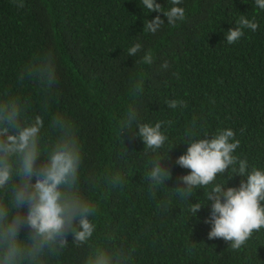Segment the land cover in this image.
<instances>
[{
    "label": "trees",
    "instance_id": "trees-1",
    "mask_svg": "<svg viewBox=\"0 0 264 264\" xmlns=\"http://www.w3.org/2000/svg\"><path fill=\"white\" fill-rule=\"evenodd\" d=\"M20 2L0 0V102L14 98L46 123L54 112L74 123L84 152L78 188L99 208L93 237L76 246L68 235L64 248L45 250L43 264H84L96 251L109 253L113 264H264V229L233 250L230 242L208 239V189H196L189 201L173 192L190 171L175 163L189 132L211 139L230 128L240 141L234 155L264 169V11L253 0H183L185 19L170 27L141 0ZM156 2L163 10L172 6ZM157 15L165 25L156 35L145 32ZM241 15L258 28L229 45L225 36ZM135 43L152 52L151 65L139 63L142 53L128 56ZM135 83L143 92L134 96ZM173 99L185 107L169 109ZM129 106L140 123L162 122L168 140L157 152L134 128H121ZM156 159L170 178L153 190L146 176ZM241 180L226 170L214 183L238 187ZM198 200L206 204L191 216L189 203ZM29 234L25 225L18 238Z\"/></svg>",
    "mask_w": 264,
    "mask_h": 264
},
{
    "label": "clouds",
    "instance_id": "clouds-1",
    "mask_svg": "<svg viewBox=\"0 0 264 264\" xmlns=\"http://www.w3.org/2000/svg\"><path fill=\"white\" fill-rule=\"evenodd\" d=\"M182 2L170 0L172 6L163 10L156 0H141L143 9L162 13L170 27L185 19V10L179 6ZM253 2L259 11H264V0ZM18 6L23 7L22 0ZM164 25L165 20L157 15L144 23L143 30L156 35ZM257 28V23L241 15L235 29L227 31L225 41L234 44L243 37L245 29ZM137 55L140 64L153 63L152 52L144 51L141 43L128 49V56ZM168 67L167 61L160 65L162 70ZM130 92L135 96L143 88L135 83ZM166 104L171 110L185 107L183 101L174 99ZM138 115L137 109L129 106L121 128H134L132 132L155 153L168 140L162 122L140 123ZM53 131V139L45 140ZM187 136L186 152L175 163L190 171L180 177L182 186L173 192L189 201L196 189H208L206 203L211 202L205 220L210 225L208 239H223L230 242L233 250H239L254 230L264 229V169L252 167L247 159L234 155L240 141L230 128L218 130L211 139H196L191 132ZM83 158L75 125L63 113L54 112L46 123L39 115L30 116L14 98L0 102V264H43L41 257L45 250L64 248L68 235L76 246L85 245L93 237L99 208L78 188ZM37 160H42L39 166ZM162 160L151 161L147 171L146 178L153 190L162 188L170 178V173L161 166ZM226 170L242 178L238 187L214 183ZM110 175L113 183H119L118 174ZM206 203L199 200L189 203L191 216ZM25 225L30 230L29 237L20 239L19 232ZM84 264H113V258L107 252L96 251L85 258Z\"/></svg>",
    "mask_w": 264,
    "mask_h": 264
}]
</instances>
